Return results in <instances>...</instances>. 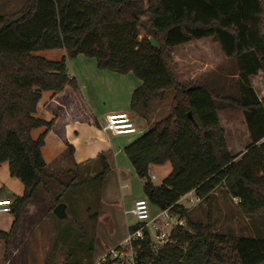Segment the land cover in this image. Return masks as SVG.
Here are the masks:
<instances>
[{"label":"trees","instance_id":"1","mask_svg":"<svg viewBox=\"0 0 264 264\" xmlns=\"http://www.w3.org/2000/svg\"><path fill=\"white\" fill-rule=\"evenodd\" d=\"M145 24L147 36L139 38V27ZM149 27L158 48L150 42ZM202 38L217 42L226 61L197 81L179 82L172 69L175 47ZM58 48L67 49V56L58 61L35 54ZM79 54L96 58L101 68L132 71L143 81L133 93V109L168 91L175 94L170 115L124 151L137 175L146 179L150 205L187 218L193 231L177 226L174 242L158 252L146 231L135 242L139 263L263 264L264 98L249 77L264 69V0H25L19 11L0 13V163L7 161L11 175L24 185L23 194L11 204V229L0 230V241H11L24 208L46 184L42 147L54 119L36 116L37 105L44 91L79 89L67 67V57ZM233 80L237 94L228 89ZM224 107L242 109L250 132L251 143L239 160L240 154H231L220 122L218 111ZM39 127L46 130L35 139L32 131ZM100 159L102 170L95 179L103 182L111 166L104 154ZM167 162L171 172L162 184H154L150 165ZM222 185L240 199V210L255 226L259 223L255 236L213 233L192 222L179 203L191 191L208 198ZM137 228L132 225L129 231ZM114 263L108 257L104 264Z\"/></svg>","mask_w":264,"mask_h":264},{"label":"rangeland","instance_id":"2","mask_svg":"<svg viewBox=\"0 0 264 264\" xmlns=\"http://www.w3.org/2000/svg\"><path fill=\"white\" fill-rule=\"evenodd\" d=\"M11 2L6 4L8 7H1L0 12L16 10L23 4V0ZM145 27H139V38L147 36L148 24H145ZM42 51H47V55L54 56L55 59H61L65 55L63 48ZM229 85H231L228 86L230 92L237 94L234 80ZM174 95L173 91H168L164 97L153 98L151 105H149L150 102L143 105H149L145 107L148 114L154 107L157 110L152 120L150 119L152 124L149 127L170 115ZM218 113L221 125L225 129V136L227 133L231 152L235 154L239 146L244 143L247 147L250 139L249 135L247 136L248 129L242 109L224 107ZM138 136L139 133L125 136L124 143ZM128 162L126 166L115 164L113 171H109L103 182L95 179L102 170L100 157L91 162L92 167L91 165L90 167L76 166L66 173L57 174V177L69 187L63 188L62 191L58 183H52L48 193L54 199L49 208L41 206L39 200L33 202L32 207H37L39 210L45 209V212L25 211L14 238L8 243L0 241V264H7L8 261H10L9 264H83L86 261L90 263V260L96 262L100 260L99 264L112 249L125 245L130 233L129 227L138 222L137 217L131 213V209L136 199L143 196V186L146 181L145 178L137 175L130 158ZM167 164L169 165L150 167L149 175L157 185L162 184L164 178L170 173H167L166 167H169L171 171V164ZM121 170L127 175L122 176ZM152 175H156V178L152 179ZM12 180L17 182L19 178L13 177ZM20 182L22 184V181ZM58 182L61 184L59 180ZM12 187H10L11 191L6 189L8 190L6 195L14 196L13 193H17V186ZM56 199H59L60 203L67 204L70 216L68 220H61L53 213ZM181 204L188 210L189 219L192 222L207 226L213 233L235 237L256 235L259 223L257 222L255 226V222L240 210L236 197L231 196L223 185L217 187L208 198H199L193 194L185 196ZM151 207L152 215L157 214L159 209L153 204ZM13 218L12 212L0 214V229L9 231ZM182 220L184 228L192 232L193 228L188 224L187 218L182 217ZM14 245L19 247L16 253L12 251ZM153 246L156 248L155 252H158L159 245L153 244ZM114 264L121 263L116 261Z\"/></svg>","mask_w":264,"mask_h":264},{"label":"crops","instance_id":"3","mask_svg":"<svg viewBox=\"0 0 264 264\" xmlns=\"http://www.w3.org/2000/svg\"><path fill=\"white\" fill-rule=\"evenodd\" d=\"M11 1L0 0V8L7 6L8 2L12 3ZM24 2L25 0H23L22 6L16 10L0 13L7 15L17 12L23 7ZM63 51L65 52L64 56H67V49L63 48ZM35 54L55 61L61 60L64 57L55 59L54 56H48L47 51H38ZM172 56V69L179 82L197 81L208 73L217 70L227 59L220 45L212 38L196 39L179 45L175 47ZM233 65H235V62ZM67 67L70 75L77 80L79 89L74 90L71 86H66L63 91L56 94L52 91H44L38 102L36 116L47 121L54 119L53 126L45 133L44 145L42 147V153L47 162L46 172L48 176L45 179L46 184L39 186L34 197L23 210L20 221L23 220L26 210L33 211L34 213H36V210L37 213L45 212V209L39 210L34 206L33 209L31 205L35 200H39L38 202H40L41 206L51 207V202L54 198L48 192H50L52 183H58L61 190L65 188L64 185L55 179L56 177L54 176L57 174H63L76 166L90 167L89 165H91L92 167L91 162L99 158L101 154H104L109 162L111 166L110 172L113 171L115 164L126 166L129 163V157L124 151L125 146L148 131L149 126L152 124L150 119L152 120L153 114L157 112L154 107L148 114V110L145 108L151 105L153 100L150 101L148 106L140 105L133 109L131 105L133 93L143 83L134 72L119 73L101 68L96 58L84 54L69 57L67 59ZM232 77L237 78L238 75ZM249 78L259 98L263 99L264 69L259 70L257 74L250 75ZM114 112H128L137 127L136 133H139V136L130 142L124 143L125 136L133 134L117 135L104 130L103 126L106 123L107 116ZM246 127L248 129L247 123ZM45 130L46 127L35 128L32 131L33 138H39ZM248 135L250 140L247 143L250 144L251 136L249 129ZM227 143L229 147L228 137ZM244 144L239 146L235 154L231 152L234 156L240 154L236 160L241 159L242 155L246 152L245 148L247 147ZM71 147L73 148L72 151ZM167 163L164 165L152 164L150 167L169 165ZM166 168L168 170L167 173L171 172L169 171V167ZM121 175L126 176L127 173L121 170ZM13 177L10 173L9 163L7 161L0 163V199H10L13 201L16 196L24 192V185L23 183L21 184V180L19 179L20 181L17 180L15 182L12 180ZM12 186H17V193H13L14 196L6 195L8 190L11 191ZM193 194H196L195 191L184 195L179 203H181V200L185 196ZM141 197H146L145 193L138 198ZM18 249L19 247L16 245L12 247L14 253ZM86 262L83 264L97 263L93 260H90V263ZM9 263L10 261L7 262V264Z\"/></svg>","mask_w":264,"mask_h":264},{"label":"built area","instance_id":"4","mask_svg":"<svg viewBox=\"0 0 264 264\" xmlns=\"http://www.w3.org/2000/svg\"><path fill=\"white\" fill-rule=\"evenodd\" d=\"M103 128L117 135L134 134L137 132V127L128 112H114L109 114ZM154 178H156V175H152V179ZM236 200L239 201L240 199L236 197ZM11 204L12 200L10 199H0V214L10 213ZM131 213L137 217L138 222L136 224H138V228L129 233L125 245H120V247L112 249L110 253L101 259L102 263L100 262L99 264H104L108 257L121 264H140L135 242L143 239L146 231L151 235L153 244L159 245L157 249H160L165 244L174 242L172 231L177 226L184 225V221L180 215L171 212L169 209L159 210L157 214L152 215L150 201L147 197L138 198L134 203V207L131 209ZM138 247L140 246L138 245Z\"/></svg>","mask_w":264,"mask_h":264},{"label":"water","instance_id":"5","mask_svg":"<svg viewBox=\"0 0 264 264\" xmlns=\"http://www.w3.org/2000/svg\"><path fill=\"white\" fill-rule=\"evenodd\" d=\"M149 32L151 33L150 42L152 43L153 47L158 48L159 43L155 38V31L151 27H149ZM190 117L193 119V114L190 112ZM53 213L61 220H68L70 216L68 215V206L65 203H58L55 208L53 209Z\"/></svg>","mask_w":264,"mask_h":264}]
</instances>
